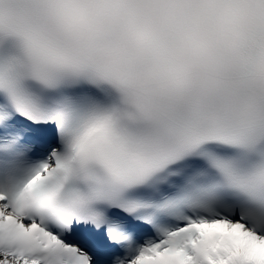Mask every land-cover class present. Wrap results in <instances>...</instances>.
Here are the masks:
<instances>
[{"label":"snow or ice","instance_id":"snow-or-ice-1","mask_svg":"<svg viewBox=\"0 0 264 264\" xmlns=\"http://www.w3.org/2000/svg\"><path fill=\"white\" fill-rule=\"evenodd\" d=\"M0 264H264V0H0Z\"/></svg>","mask_w":264,"mask_h":264}]
</instances>
